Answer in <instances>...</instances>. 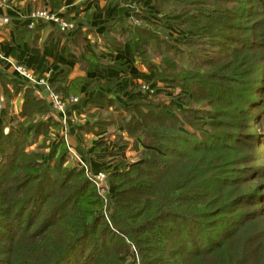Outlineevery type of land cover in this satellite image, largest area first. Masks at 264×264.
Returning a JSON list of instances; mask_svg holds the SVG:
<instances>
[{"label": "trees", "instance_id": "16d2710c", "mask_svg": "<svg viewBox=\"0 0 264 264\" xmlns=\"http://www.w3.org/2000/svg\"><path fill=\"white\" fill-rule=\"evenodd\" d=\"M245 3L156 0L155 22L134 18L125 27L131 51L153 73L136 89L140 96L152 97L156 84H166L178 89L186 104L178 109L134 98L114 109L115 124L128 139H142L145 148L140 163L125 169L118 161L108 174L113 189L106 200L84 169L65 166L62 156L44 161L45 133L59 132L61 125L47 116L54 111L46 100L27 86L15 128L5 133L0 122V264H264V216L255 214L264 211L250 204L251 197H234L236 183L224 172L234 151L229 142L239 134L195 143L185 129H195L196 107L213 108L217 99L232 98L235 81L226 74L243 67L245 48L228 32H252L233 24L244 14ZM35 28L16 32L28 36ZM260 30L252 33L263 40L258 44L261 66ZM215 39L239 50L215 60L201 58L203 47ZM79 82L65 94L50 85L64 98L79 97L68 111L111 107L102 96H81ZM0 83L4 95L8 84L17 91L1 74ZM94 117L98 127L114 123L110 115ZM217 128L230 127L219 123ZM42 135V144L31 150Z\"/></svg>", "mask_w": 264, "mask_h": 264}, {"label": "crops", "instance_id": "0c3cea01", "mask_svg": "<svg viewBox=\"0 0 264 264\" xmlns=\"http://www.w3.org/2000/svg\"><path fill=\"white\" fill-rule=\"evenodd\" d=\"M155 5L156 0H0V18L11 19L9 25L0 28V74L17 89L14 91L8 84L4 95L0 87V122L5 133L15 128L27 88L18 80L14 66H24L36 77L47 78L49 85L62 94L71 83L82 80L78 83L81 96H102L111 107L105 111L101 104L62 116L55 112L47 115L61 128L59 132L50 129L45 133L49 139L42 155L45 162H55L62 156L65 166L85 168L90 175L103 171L110 192L113 187L108 174L117 169L118 161L128 169L140 162L145 148L142 139H128L124 129L115 124L114 109L128 106L134 98L160 101L178 109L186 104L179 98L181 92L171 85L156 84L152 97H142L136 90L151 80L153 73L131 51L125 27L134 18L143 24L155 22L159 16ZM38 9L57 13L74 29L62 33L51 24L39 23L33 27H39L34 33L19 36L18 29H33L27 27L28 20L20 18ZM99 113L110 115L114 123L98 127L94 116ZM43 137L30 149L41 145Z\"/></svg>", "mask_w": 264, "mask_h": 264}, {"label": "rangeland", "instance_id": "374dc122", "mask_svg": "<svg viewBox=\"0 0 264 264\" xmlns=\"http://www.w3.org/2000/svg\"><path fill=\"white\" fill-rule=\"evenodd\" d=\"M245 1V5H242V8L245 9L244 14L233 24L240 23L238 24L240 27L251 28L252 32L255 29L262 31L260 29L264 28V0ZM232 8H236V6ZM259 21L262 22L259 23ZM252 32L247 35L242 32H228L232 39L237 40L238 44H243V48H245L241 52L245 59L243 67L226 74L235 81L233 85H230L232 98L229 100L226 98L217 99L218 104H214L213 108L207 107L205 104L196 107L197 112L194 114L197 116V125L195 129H190L187 126L185 129L188 132V138L195 143L204 142L209 137H220L222 141H227L235 134H239L229 142L234 146V151L229 153L224 172H226L227 179L236 183L234 189L237 194L234 197L243 196L246 200L251 197L250 204L255 207L260 206L259 210L264 211V73L262 72L264 64L260 66L258 62L259 55H263L258 44L263 43V40L255 37ZM222 42L223 40L218 39L209 41V44L203 47L201 58L215 60L216 57L227 51V54H230L233 50H239L238 47H234L237 45H233L232 42L224 41L221 44ZM201 58L198 57V59ZM240 59L242 58L240 57ZM237 60L239 59L237 58ZM46 81L48 83L47 78ZM214 99L215 97L213 102ZM229 104L231 107H225ZM219 123L230 128H217ZM96 173L103 174L102 171ZM107 188L109 192L108 182ZM248 211L249 209H245L241 212ZM257 213L259 216H264V212H255V214ZM237 218H242V216Z\"/></svg>", "mask_w": 264, "mask_h": 264}, {"label": "built area", "instance_id": "2783aa9c", "mask_svg": "<svg viewBox=\"0 0 264 264\" xmlns=\"http://www.w3.org/2000/svg\"><path fill=\"white\" fill-rule=\"evenodd\" d=\"M29 21L27 27L33 28L39 23H48L53 26H57L60 31L70 33L72 32L73 25L67 22L64 18L59 16L57 13L49 12L43 9H38L28 13L24 18ZM11 19L6 16L0 18V27L4 25H9ZM14 71L16 72L17 78L21 82H25L27 86L34 89L40 97L44 98L46 102L52 107L53 111L59 115H65L68 112L69 104H75L79 97L64 98L60 94H56L52 88H50L49 83H47L45 77H36L31 71L21 66H14ZM144 91L148 90L147 87L142 88ZM1 110V107H0ZM85 170V168H84ZM87 172V171H86ZM93 182L95 188H97L100 196L106 200L109 196L107 188V176L101 173H96L95 176L87 173Z\"/></svg>", "mask_w": 264, "mask_h": 264}]
</instances>
